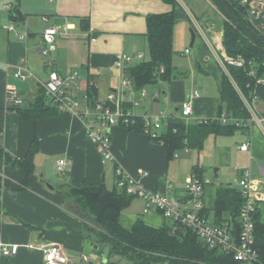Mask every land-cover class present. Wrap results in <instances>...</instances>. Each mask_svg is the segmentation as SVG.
I'll return each mask as SVG.
<instances>
[{"label": "crops", "instance_id": "1", "mask_svg": "<svg viewBox=\"0 0 264 264\" xmlns=\"http://www.w3.org/2000/svg\"><path fill=\"white\" fill-rule=\"evenodd\" d=\"M175 1V20H193L206 47L197 43L193 52L197 73L194 81L188 83L191 70L184 73L176 69V78L168 83L167 91L161 95L165 96L169 107L174 108L176 116L181 115L185 102H191L190 123L212 120L217 117L220 82L222 74H226L217 60L223 49L221 19L210 10L205 0L209 11L199 14L198 9V15L188 10L184 0ZM186 1L196 9V3ZM16 3L20 18L13 21L9 17L11 25L8 28L0 23V146L3 152L15 159L25 156L33 139L37 140L39 149L26 185H21L24 172L5 163L0 153V264H44L41 252L28 250L27 245H57L71 264H114L112 259L120 256L112 258L108 253H99V247L93 249L92 234L85 227L92 226V217L83 214L81 208L64 197L67 187L104 185L113 190L115 170L120 168L147 190L182 200L185 196L182 179L187 165L185 160H180L181 153L186 158L192 152L197 153L198 164L192 167L191 174L197 172L208 181L203 201L209 222L213 218L216 189L232 186L240 190L237 180L241 172L247 170L258 204L259 220L264 224V122L257 124L252 121L245 105L248 118H229L226 126L234 127L230 132L209 134L199 151L186 153L183 150L172 159H169L165 148L151 144L147 132H131L124 127L110 130L111 157L103 159L97 144L89 140L86 133L85 127L92 121L82 120L77 115L89 106L85 99L89 85L96 91L98 101H104L112 94L122 99L134 115L140 106L137 102L144 103L143 107L150 111L145 110L143 116L154 113L160 93L150 94L148 89L151 87L137 91L133 84L123 88L122 81L126 77L115 62L120 55L131 59L125 67L149 60L146 17L168 13L172 10L170 5L162 0H17ZM82 20L86 21L85 26L81 24ZM251 23L264 35L263 10L258 17L251 18ZM10 27L13 30H9ZM46 28L57 32L56 49L43 61L44 56L37 52V48ZM23 35L25 37L21 40ZM186 50L183 55L190 56L191 51L185 54ZM21 60L26 61L33 75L26 82H20L14 76L15 66ZM50 72L62 77L77 73L75 85L69 90L76 102L72 111L58 112L53 117L37 120H25L12 112L11 108L16 107L8 100L9 88H13L22 100L18 107L30 108L38 96L40 83L47 81ZM199 72L206 77L213 75L216 92L201 93L205 79L199 83ZM142 91L146 93L144 97ZM245 101L251 105L253 114L264 116V85H258L251 101ZM243 145H247L245 152L240 151ZM59 160L67 162L62 174L57 171ZM208 166L215 167V172L228 183H211L204 175ZM138 220L154 229L167 225V220L160 213L155 210L145 212V202L134 197L118 221L123 229L130 231ZM12 245L19 246L17 254L3 256L1 247ZM83 257L88 261L84 262ZM126 261L119 264H130Z\"/></svg>", "mask_w": 264, "mask_h": 264}, {"label": "trees", "instance_id": "2", "mask_svg": "<svg viewBox=\"0 0 264 264\" xmlns=\"http://www.w3.org/2000/svg\"><path fill=\"white\" fill-rule=\"evenodd\" d=\"M162 1L170 5L172 10L146 17L149 60L123 69L124 76L132 81L137 91L155 87L159 82L171 83L176 78V69L172 67L174 54L172 38L176 23L174 9L177 2ZM205 1L225 18L220 21L225 55L233 60H243V65L238 67L225 63L227 73L222 74L219 89L220 105L215 119H208L206 123L198 121L187 123L173 114L166 124V132L155 133L154 136L148 134L152 145L167 150L169 159L184 149L199 151L209 134L221 135L234 129L233 126L220 125L217 118L222 112L228 118H248V112L239 93L247 101H251L258 86L257 81L264 77V35L252 25L251 17L244 15L247 8L240 4V0ZM17 6L8 10L13 21L20 18ZM81 24L85 26L86 21L82 20ZM250 72H253L254 76H251ZM88 88L87 104L93 106L98 101L97 93L93 86L89 85ZM122 108L128 110L127 104L123 103ZM11 111L25 120L50 118L59 112L53 102L44 96L41 88L30 108L16 107L11 108ZM120 127L131 132H146L142 118L136 115H133L129 125ZM38 149V142L33 139L25 156L22 159H15L3 152L0 146L5 163L24 172L21 185L27 184L33 172V160ZM195 173L202 179L197 172ZM63 195L81 208L83 214L92 217V226L85 227L91 232L95 245L99 247V253L101 247L105 245L109 256L123 257L130 264H238L230 255L208 249L189 228L180 223L172 221L170 226L164 225L154 229L138 220L130 231L123 229L118 221L119 215L134 197L127 195L116 185L113 190H108L104 185H85L81 188L68 186ZM243 202L240 190L232 186H219L215 192L211 223L226 228L233 235L238 234L239 212ZM202 214L208 219L205 210ZM259 215L258 209L253 216L255 249L258 252V264H264V224L260 222Z\"/></svg>", "mask_w": 264, "mask_h": 264}, {"label": "built area", "instance_id": "3", "mask_svg": "<svg viewBox=\"0 0 264 264\" xmlns=\"http://www.w3.org/2000/svg\"><path fill=\"white\" fill-rule=\"evenodd\" d=\"M240 4L247 8L246 12L248 17L251 18L258 17L260 10L264 11V0H240ZM16 6L17 3L14 2L7 5L6 8L7 10H12ZM9 30H13V27H10ZM56 34V30L53 28H46L43 30L42 42L37 48V52L41 56L46 57L51 52L55 51ZM24 37L25 35L20 36V39L23 40ZM185 54H189V50H186ZM130 60L128 56L120 55L116 59L115 66L123 71L125 65L129 64ZM217 60L223 70L225 63L238 67L243 65V60L228 58L223 49L221 53L217 55ZM160 72L162 73L163 70L161 69ZM250 75L254 76V73L250 72ZM14 76L20 82H26L33 78L25 60H21V62L15 66ZM76 79L77 73H70L68 76L62 77L56 72H50L47 81L45 83H40V88L43 90L44 96L53 102L59 112L72 111L73 107L76 105L74 98L69 93V90L75 85ZM257 84L264 85V79H259ZM131 85L132 81L128 78H124L122 87L126 88ZM141 94L143 97L146 95L145 91H142ZM239 95L246 109L251 114L250 119L257 124L263 123L264 116L258 117L253 114L251 105L245 101V98H243L240 93ZM85 99L88 101V97ZM8 100L14 107H18L22 104L21 98L13 88H9L8 90ZM122 104V99L109 94L104 101H97L93 106H88L83 112L77 114L82 120L92 121L91 124L86 125V133L89 140L97 144L103 159H109L111 157L109 150L110 130L115 127L127 126L133 120L134 114L130 110H123ZM180 114L179 117L183 121L186 122L190 119L192 115L191 102L187 101L182 105ZM171 117V115H166L164 112L160 111L157 115L142 116L141 118L147 134L154 136L155 133L161 130L163 125L167 124ZM217 120L221 126H226L229 118L222 112ZM207 121V119L198 120L199 123H206ZM236 126H239V124ZM246 150L247 145L240 147L241 152H245ZM184 151L187 153L189 150L184 149ZM174 157L177 158L178 154L175 153ZM66 164L67 162H65V160H59L57 162V171L59 174L63 173V168ZM206 184H208V181L198 178L195 174L189 175L184 180L185 196L180 200L151 192L144 188L139 182L126 175L120 168L115 170L116 187L123 189L127 195L141 198L145 202V212L155 210L160 213L165 220L180 223L184 227L189 228L208 249L219 250L228 254L238 264H258V252L255 249L253 222V216L258 210V204L251 189L249 172L243 170L241 176L237 180L244 202L239 212L240 230L236 235H233L224 227L209 222L208 219L203 216L202 212L205 210L203 192ZM26 248L28 250L40 251L43 256L44 264H71V261L65 256L63 250L57 245H50L48 247L27 245ZM18 250V245L2 246L1 254L3 256H14L17 254ZM82 259L84 262L88 261L86 257Z\"/></svg>", "mask_w": 264, "mask_h": 264}, {"label": "rangeland", "instance_id": "4", "mask_svg": "<svg viewBox=\"0 0 264 264\" xmlns=\"http://www.w3.org/2000/svg\"><path fill=\"white\" fill-rule=\"evenodd\" d=\"M183 1V0H182ZM184 5H187L188 10L193 11L194 14L198 15V9H199V14H204V13H208L209 11V6L205 3L204 0H192L196 6V9L193 8V6L188 3L186 0H184ZM191 1V2H192ZM14 2H17V0H0V23L1 25L4 23L6 28H8V26L11 25V20L9 19V14L7 12L6 9V5L12 4ZM210 10H212V12L214 14H217V17L219 19H225L224 17H222L219 12H217L218 10L215 9L214 7L210 6ZM191 33H193L195 35V39L193 42V46L190 47L191 44ZM199 43V45H201L202 47H206L204 40L202 39L201 35L199 34V30L198 28H196L195 23L193 22V20L191 19H177L175 26H174V30H173V38H172V47H173V58H172V67L177 69L178 72H182V70L184 71V73L188 72V71H192L190 74H188V83L190 84L191 81H194L197 73H196V69L194 67V58H193V52L195 50L196 44ZM185 48H187L189 51H191V55L189 56H184L183 52L185 50ZM148 54V53H147ZM127 56V55H126ZM43 61L47 60V57H42ZM225 72L226 68L224 67ZM202 78L205 79V82H203V86H201V84H199V87H203L204 90H202V94L208 93V92H216L217 91V87H216V82L214 80L213 75H210L208 77L200 74L199 72V83L200 80H202ZM167 86L168 83L166 82H159L157 84L156 87H151L148 90L150 91V94L152 93L153 95H156L158 92L160 93L159 98L157 99V102L154 105V113L150 114L151 115H157L160 111L164 112L166 115H173L174 112V108L169 107V104L167 103L165 96L161 95V93L163 91H167ZM152 95V96H153ZM151 96V97H152ZM153 99V98H152ZM140 103V106L137 108L136 110V115L139 116H143V112L145 109L144 103L141 102H137ZM179 104H177L178 106ZM148 112H150L148 110ZM187 123H190V120L188 119V121H186ZM163 129L161 131H158L159 134L166 132L167 131V127L166 125H163L162 127ZM180 160H185V164L187 165V168L184 170L186 173L184 174V178L182 179V182H184V179L186 177H188L189 175H191V169L193 166H195L197 163L196 157H197V153L196 152H192L189 158H186L184 154H180ZM199 160V159H198ZM188 169V170H187ZM216 168L215 167H206L205 170V177L207 179H209L211 181V183H223L226 184L228 183L227 180H224V178L222 176L219 175V173L215 172ZM215 175H218V178H215ZM234 180V179H233ZM231 180V183L234 185V181ZM226 181V182H224ZM167 225H172V221L167 220ZM101 251L103 252L104 255H107L108 250L107 247L104 245L101 247ZM112 258H116V257H112ZM114 264H119V263H123L124 261H126V259H123L121 257L117 258L116 260L112 259ZM127 262V261H126ZM165 264V263H163Z\"/></svg>", "mask_w": 264, "mask_h": 264}, {"label": "water", "instance_id": "5", "mask_svg": "<svg viewBox=\"0 0 264 264\" xmlns=\"http://www.w3.org/2000/svg\"><path fill=\"white\" fill-rule=\"evenodd\" d=\"M244 15H245L246 17H248L247 12H244ZM194 39H195V35H194L193 33H191V44H190V47H192L193 42H194ZM47 186H49V184H47ZM93 249H94V250H97V249H98V246L95 245V246L93 247Z\"/></svg>", "mask_w": 264, "mask_h": 264}]
</instances>
